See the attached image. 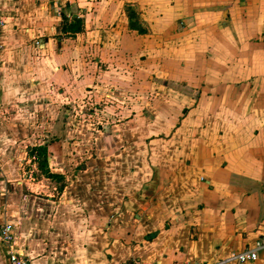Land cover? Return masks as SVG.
Instances as JSON below:
<instances>
[{
  "label": "crops",
  "instance_id": "obj_1",
  "mask_svg": "<svg viewBox=\"0 0 264 264\" xmlns=\"http://www.w3.org/2000/svg\"><path fill=\"white\" fill-rule=\"evenodd\" d=\"M87 97L106 101L102 127L76 113ZM125 220L151 228L134 241ZM4 224L30 264H211L253 247L264 0H0ZM177 228L184 247L148 251Z\"/></svg>",
  "mask_w": 264,
  "mask_h": 264
},
{
  "label": "rangeland",
  "instance_id": "obj_2",
  "mask_svg": "<svg viewBox=\"0 0 264 264\" xmlns=\"http://www.w3.org/2000/svg\"><path fill=\"white\" fill-rule=\"evenodd\" d=\"M106 101L102 100V101H98V102H94V100L89 99L88 97L83 101V103L81 104V106H79L80 108L76 109L77 112L81 119L83 121H86L88 125H90L93 129H97L98 127H102V125H104L106 123V121L102 120L104 119V108H106L105 106ZM35 179H38V177L33 174ZM34 189L36 190L37 187L33 186ZM42 189V184H40L38 186V189L36 191L40 192ZM128 221H124L123 225L125 226H131L133 227L132 230L130 229V237L133 238L134 241L138 240L143 232H145L147 229L151 228L149 225H143V227H134V222L131 223H127ZM185 233L182 232L181 229L177 228L175 231L170 232V233H164V234H160L157 239L155 241H153L150 246L148 247V251H156V250H160V248H162L163 246H171V247H176L178 245H181L182 247H184V244L181 243H185ZM180 243V244H179ZM133 242L129 243V246L127 248L129 253H138L140 254L144 249L141 248H137L133 246ZM127 252V254H128Z\"/></svg>",
  "mask_w": 264,
  "mask_h": 264
},
{
  "label": "built area",
  "instance_id": "obj_3",
  "mask_svg": "<svg viewBox=\"0 0 264 264\" xmlns=\"http://www.w3.org/2000/svg\"><path fill=\"white\" fill-rule=\"evenodd\" d=\"M34 173L28 175L31 183L42 184L33 176ZM42 188L44 185L42 184ZM0 240L5 244L8 251L10 264H30V260L15 245V238L12 232V226L4 224L0 227ZM264 250V236L260 237L253 247L231 255L227 260H222L211 264H225L227 262H238L240 264H249L258 260L259 252ZM188 264H210V263H188Z\"/></svg>",
  "mask_w": 264,
  "mask_h": 264
},
{
  "label": "trees",
  "instance_id": "obj_4",
  "mask_svg": "<svg viewBox=\"0 0 264 264\" xmlns=\"http://www.w3.org/2000/svg\"><path fill=\"white\" fill-rule=\"evenodd\" d=\"M78 23L69 27L71 32L81 31V22L78 21ZM132 28H135V27L132 26ZM33 154H35L37 157L38 167H39V170L42 173V175H44L47 178H50L51 180H54L57 183H61L62 178L57 174L50 173V171L48 169L47 149L45 147H42V146L38 147V148L33 150ZM60 188H62V186H60Z\"/></svg>",
  "mask_w": 264,
  "mask_h": 264
}]
</instances>
